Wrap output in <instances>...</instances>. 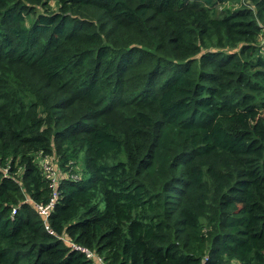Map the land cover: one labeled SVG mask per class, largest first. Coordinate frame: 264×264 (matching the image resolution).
Here are the masks:
<instances>
[{
	"label": "trees",
	"instance_id": "1",
	"mask_svg": "<svg viewBox=\"0 0 264 264\" xmlns=\"http://www.w3.org/2000/svg\"><path fill=\"white\" fill-rule=\"evenodd\" d=\"M0 165V264H264V0H0Z\"/></svg>",
	"mask_w": 264,
	"mask_h": 264
},
{
	"label": "built area",
	"instance_id": "2",
	"mask_svg": "<svg viewBox=\"0 0 264 264\" xmlns=\"http://www.w3.org/2000/svg\"><path fill=\"white\" fill-rule=\"evenodd\" d=\"M38 160H41V165H42L44 177L46 178V180L50 181L49 182L50 187L54 189V194H53V198H52L51 202L48 205L36 204L35 208H36L38 214L40 216L44 217L47 231H49V233H51V234H54V232L50 229V227L48 225V221H49V218H50L53 210L56 207V203L59 200V196L61 195L59 193V190H58V186L60 185L61 179L59 176V172H58L56 166L54 165V162H53L54 159L51 156L39 154ZM3 172L5 174H8L9 169L4 168ZM16 213H17V208L13 210L12 215L15 216ZM70 244H71L72 249L85 254L88 259H91L94 262L99 263V264H106L104 258L102 256H100L99 254H97L96 252H94L93 250H91L90 248H88L84 245L74 243V242H70ZM208 259L209 258L206 257L203 264H206Z\"/></svg>",
	"mask_w": 264,
	"mask_h": 264
},
{
	"label": "rangeland",
	"instance_id": "3",
	"mask_svg": "<svg viewBox=\"0 0 264 264\" xmlns=\"http://www.w3.org/2000/svg\"><path fill=\"white\" fill-rule=\"evenodd\" d=\"M82 164V163H81ZM82 168V167H81ZM81 168L79 167V172H82V170H81ZM63 176H72V177H74V178H78V175L76 174V173H74L73 172V169H70L69 171H68V173H64V175ZM235 264H238L237 262H234Z\"/></svg>",
	"mask_w": 264,
	"mask_h": 264
}]
</instances>
